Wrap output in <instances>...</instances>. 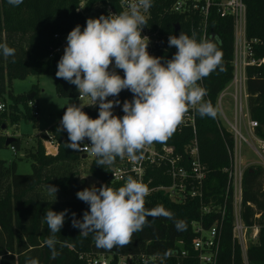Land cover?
<instances>
[{
	"label": "trees",
	"instance_id": "trees-1",
	"mask_svg": "<svg viewBox=\"0 0 264 264\" xmlns=\"http://www.w3.org/2000/svg\"><path fill=\"white\" fill-rule=\"evenodd\" d=\"M177 0H152L151 26L154 31L166 38L165 46L159 50L156 57L170 59L176 52L169 47V36H179L180 32L190 37L196 34L197 40L206 39L217 43L222 52L223 71H213L203 78L208 100L213 106L219 94L228 86L233 76L234 57V20L231 16L222 17L216 6L211 5L206 21L194 12H172V6ZM246 3V38L253 55L258 60L264 59V0H244ZM83 4V10L81 5ZM96 6L120 7V0H23L19 6H12L8 0H0V43H7L14 48L15 56L5 58L0 54V100L9 94L12 104L9 110L0 111V127L6 120L17 122L20 115L18 104L25 106V117H34L27 95H14L10 91L14 79H25L27 76L50 75L56 83L60 95H75L78 93L75 85L56 77L57 64L63 53L49 58L51 51L58 46L61 36L77 25L84 23L85 13ZM179 24V31L175 26ZM246 85L248 91V109L250 118L258 123L255 133L264 139V63L250 64L246 68ZM38 92L31 102L36 100ZM133 94L124 91L120 94V106L115 115L123 116L122 105L125 100H132ZM66 108V107H65ZM64 114V113H63ZM36 116V115H35ZM61 121V120H60ZM60 121L50 125L45 133V139H55L59 143L56 155L47 153L41 140L37 149L31 153L32 172L20 174L17 162L7 164L0 158V256L12 253L13 264H26L27 258H37L39 264H88L81 258L85 255H146L160 256L163 264H194L192 258V240L197 237L193 230V222H202L205 228L219 220L222 212L213 210L203 213L206 206H223L228 181L224 171L230 165L229 150L233 148V134L216 119L201 117L196 112L195 130L181 123L175 133L164 143H153L159 149L163 146L173 148L172 156L179 164L190 166V146L196 141L199 160L206 166V179L203 183L202 197L186 196L183 201L173 199L170 192L156 190L146 197L147 209L163 206L173 214L172 219L148 217L143 230L133 234L131 242L124 247H114L111 250L97 248L93 234L87 238L80 235V230L72 226L73 213L75 219L82 220L89 205L77 198L80 191V162L82 155L68 149L69 143L66 131H60ZM8 136L0 133V149L6 146ZM21 139L16 138L10 146L20 148ZM88 157V155H87ZM117 157L110 167L96 164L94 157L89 172L101 182L112 188H119L124 182H112V168L121 160ZM145 183L147 187L157 188L171 186L173 179L169 174V166L149 165L146 169ZM58 188L56 199L49 196L47 185ZM264 169L260 165L249 167L243 177V211L242 216L249 225L257 222L260 226L259 239L248 248L250 264H264ZM191 188L187 185L186 192ZM250 203V204H249ZM52 209L59 213L68 210L65 222L56 234L59 243L56 245L58 255L53 259L51 250L44 243L51 232L44 220L46 211ZM260 217L255 219V214ZM223 226L224 250L223 256L230 260L231 237L233 224V204L231 196L226 202ZM176 221H183L185 228L177 230ZM189 251L187 258H177L176 251ZM238 260H239V251ZM116 261L113 260L112 264ZM137 264H152L137 263ZM159 264H162L159 263Z\"/></svg>",
	"mask_w": 264,
	"mask_h": 264
},
{
	"label": "clouds",
	"instance_id": "clouds-1",
	"mask_svg": "<svg viewBox=\"0 0 264 264\" xmlns=\"http://www.w3.org/2000/svg\"><path fill=\"white\" fill-rule=\"evenodd\" d=\"M8 3L19 6L23 0ZM151 6L152 0H133L127 10L88 18L83 31L75 26L67 35L57 64L56 77L75 85L79 100L91 101L66 106L58 128L68 134L66 147L76 152L90 150L97 157L96 164L104 168L112 166L117 157L141 160L146 145L164 143L175 133L190 107L201 117L215 119L218 115V109L203 99L207 90L198 83L213 71L224 70L217 43L206 38L197 40L195 33L190 37L181 31L179 36H169V47L176 49L170 59L150 55L149 38L142 35V29L148 23L145 13ZM15 51L7 43H0V54L5 58L14 57ZM115 69L122 70L123 76ZM123 90L130 91L133 98L123 102L121 117L113 114L120 101L108 98L118 97ZM94 105L99 108L95 119L83 111L85 106ZM85 139L90 144H84ZM46 191L56 199L55 185L48 184ZM148 194L147 185L132 176L119 188L107 184L85 188L76 195L89 210L82 220L75 219L73 213L72 226L85 238L93 234L97 248L127 246L133 234L143 230L148 217L173 218L163 206L147 209ZM67 211L50 209L44 215L51 232L44 243L53 259L58 255L56 234L64 225ZM175 224L178 231L185 228L183 221ZM26 264H39V260L27 258Z\"/></svg>",
	"mask_w": 264,
	"mask_h": 264
},
{
	"label": "built area",
	"instance_id": "built-area-1",
	"mask_svg": "<svg viewBox=\"0 0 264 264\" xmlns=\"http://www.w3.org/2000/svg\"><path fill=\"white\" fill-rule=\"evenodd\" d=\"M133 2V0H120V7L118 9L112 6H96L91 11L85 13L84 23L81 26V30L86 27V21L88 18H98L100 15H108L111 13H119L121 11L127 10L128 5ZM216 6L222 17L231 16L234 20V57H233V76L228 84V86L219 94L216 104L214 107L219 108L222 118L217 115L215 118L218 124L223 125L224 122H228L225 112L222 108V100L224 92L228 89H232L230 93L233 101V113H234V123L231 125V129H228L234 138L233 148L229 150L230 153V165L224 169L227 173L228 181L225 192V204L223 206H206L203 208L204 214H209L213 210H218L222 212V216L219 220H215L214 223L205 228L202 222H193V230L197 237L192 240V258L194 264H250L248 258V248L251 244L256 243L259 239L260 226L257 222L249 225L245 222L242 216L243 211V177L245 171L253 166L254 162H248L245 164L241 144L242 142L247 143L253 152L261 158L260 164L264 169V139L259 137L255 133V128L258 123L250 118L248 109V91L246 85V68L250 64L264 63L263 60H258L252 53L251 47L249 46L246 38V3L244 0H177L172 6V12H194L200 14L206 21L209 13L210 6ZM83 10V4L81 5ZM147 18V25L142 29V35L149 38L148 52L150 55L155 56L157 52L164 47L165 37L160 35L158 31L152 29L151 20V8L147 13H145ZM67 35L55 34L54 38L59 40V44L55 47L49 54V58H53L58 54L64 52L67 45ZM205 38V35L203 36ZM114 65V62H113ZM110 70H112L110 68ZM115 71L123 76V71L120 69H115ZM201 87L204 88L203 79L198 82ZM128 91L123 90L121 91ZM120 93V94H121ZM109 97L108 99H118L120 97ZM228 94V93H226ZM77 98L79 99V92L77 93ZM207 99V95L203 99ZM89 104L91 101L89 98ZM83 99V100H84ZM30 107L34 106V102L29 103ZM5 109L4 104H0V111ZM83 111H85L91 118L95 119L98 117L99 108L98 105L85 106ZM117 111L116 106L113 108V114L115 115ZM196 109H189L188 113L183 119L184 125L191 126L194 130L196 128ZM36 115V114H35ZM222 119V120H221ZM248 121L247 127L249 128L250 139L248 140L241 132L243 123ZM230 124V123H229ZM84 144H90V141H84ZM84 145L82 144L81 147ZM192 147V148H191ZM11 148L16 151V148L11 146ZM45 148L48 154L56 155L59 150V143L57 140L51 138L45 142ZM190 166L189 168L180 165L179 160L172 156L173 148L169 146H163L161 149L155 147L153 144L146 145L142 150L143 158L138 161H133L129 157L125 156L121 158L120 162L112 168V182H124L128 176H132L139 182L145 183L146 169L149 165L155 164L160 165L162 162L169 166V174L173 179V184L171 186H160L157 188L148 187L149 194L147 197L156 190H164L170 192L173 199L176 201H183L186 196L202 197V188L204 180L206 179V166L202 164L199 160L198 149L196 141H193L190 146ZM51 150L55 151V154L51 153ZM81 155H89L90 150L79 151ZM171 154L172 158L168 157ZM191 185V188L186 192L187 185ZM264 189V185H263ZM232 198L233 204V224H232V237H231V257L230 260L223 256L224 250V240H223V226H224V214L226 208V202L228 197ZM250 204V203H249ZM260 217V213L255 214V219ZM239 251V260L238 254ZM104 257V260L98 259L97 255H92L88 264H112L113 260L116 261L114 264H137L140 262L152 264H159L163 259L160 256H146V255H114L110 261H107L106 254H98ZM173 255L177 258H187L189 257V251L183 249L181 251H176ZM85 258V256H81Z\"/></svg>",
	"mask_w": 264,
	"mask_h": 264
},
{
	"label": "rangeland",
	"instance_id": "rangeland-1",
	"mask_svg": "<svg viewBox=\"0 0 264 264\" xmlns=\"http://www.w3.org/2000/svg\"><path fill=\"white\" fill-rule=\"evenodd\" d=\"M165 41L166 38L164 40V46ZM10 91L14 95H29L31 93H35L36 91L38 92L36 100L33 101L34 106L31 107L34 117H25V106L23 104H18L17 111L20 115L19 120L14 123L6 120L0 127L1 134L21 139L20 148L16 149V151H14L11 146L1 148L0 158L6 160L7 164H11L13 161H16L18 173L29 174L32 172L33 163V159L30 154L37 149L39 140H41L45 145V142L47 141L45 139V133L50 127L49 120L55 119L56 121H60L64 113L63 110L66 106L72 103L76 105H79L80 103L86 104L88 100H79L77 98V93L75 95L58 94L55 79L50 75L38 76L31 74L25 79H14L12 81ZM231 92L232 89H228L224 92L221 103L230 124L228 122H224L222 119L221 120L223 121V125L228 129H231V125L234 123L233 101L230 95ZM4 97V100H0V104H4L5 109L7 108L9 110L10 105L12 104V99L8 93L5 94ZM217 109L219 117L222 118L218 106ZM247 122L248 121L245 120L243 123L241 132L249 140L250 135L248 134L249 128L247 127ZM241 151L245 164L248 162H254L256 163L254 165H260L257 163H261V158L253 152L247 143L242 142ZM94 157L95 156L90 153L87 158L82 159L80 162V191L85 188H90L93 185L96 187L101 186V182L95 179L89 172L90 164ZM168 157L172 158L170 153L168 154ZM82 179L86 180L84 184H82ZM11 254L12 253L9 252L0 256V264H13V256ZM91 257V255H85L84 260L88 262ZM97 258L101 260L105 259L99 255H97ZM106 259L107 261H110L112 256L108 254Z\"/></svg>",
	"mask_w": 264,
	"mask_h": 264
},
{
	"label": "water",
	"instance_id": "water-1",
	"mask_svg": "<svg viewBox=\"0 0 264 264\" xmlns=\"http://www.w3.org/2000/svg\"><path fill=\"white\" fill-rule=\"evenodd\" d=\"M179 29H180V25L177 24V25L175 26V31H179ZM34 95H35V93H31V94L27 95V99H28L29 101H31V100L33 99ZM119 106H120V105L116 106V108L118 109ZM65 111H66V108H64L63 112H65ZM55 122H56L55 119H50V120H49V124H50V125L54 124ZM15 140H16V138H14V137H10V136L7 137V139H6V146H10L11 143H12L13 141H15ZM85 141H87V139H85ZM51 153H52V154H55V151H54V150H51ZM85 158H87V155H86V154L82 155V159H85ZM85 181H86L85 179H82V184H84Z\"/></svg>",
	"mask_w": 264,
	"mask_h": 264
}]
</instances>
